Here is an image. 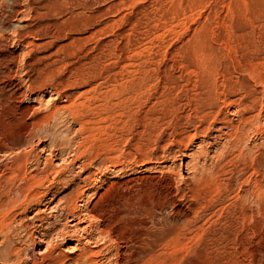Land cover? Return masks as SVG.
Masks as SVG:
<instances>
[{
  "label": "rangeland",
  "instance_id": "obj_1",
  "mask_svg": "<svg viewBox=\"0 0 264 264\" xmlns=\"http://www.w3.org/2000/svg\"><path fill=\"white\" fill-rule=\"evenodd\" d=\"M0 70L3 198L18 155L49 175L0 264L148 235L147 264H264V0H0Z\"/></svg>",
  "mask_w": 264,
  "mask_h": 264
},
{
  "label": "bare ground",
  "instance_id": "obj_2",
  "mask_svg": "<svg viewBox=\"0 0 264 264\" xmlns=\"http://www.w3.org/2000/svg\"><path fill=\"white\" fill-rule=\"evenodd\" d=\"M60 2V1H59ZM66 3V2H65ZM74 14V13H73ZM77 21H78V19H77ZM66 22V21H65ZM6 75V73L4 72V71H1L0 70V92H3V90H4V88H5V81L3 80ZM143 79V78H142ZM31 82V81H30ZM132 85V84H131ZM234 87V86H233ZM4 95H5V93H4ZM4 95H2V96H0V100L2 99V97L4 96ZM211 96V95H210ZM209 96V97H210ZM7 97V96H6ZM208 97V98H209ZM212 97V96H211ZM210 97V98H211ZM204 98V97H203ZM208 98L205 100L206 102H207V100H208ZM212 98H214V97H212ZM209 101H211L210 99H209ZM244 101V100H243ZM215 102H216V100H215ZM199 103V102H198ZM213 104V103H212ZM73 105V104H72ZM163 105V104H162ZM165 105V104H164ZM169 105V104H168ZM209 105V104H208ZM214 105V104H213ZM166 106V105H165ZM67 107H69V106H67ZM79 107V106H78ZM203 107V106H202ZM76 108V107H75ZM81 108V107H80ZM210 108V107H209ZM77 109V108H76ZM202 109V108H201ZM215 109V108H214ZM59 110V109H58ZM149 110H151V109H149ZM80 111V110H79ZM202 111V110H201ZM204 111V110H203ZM202 111V112H203ZM210 111V110H209ZM77 112V111H76ZM157 112V111H156ZM179 112V111H178ZM216 112V111H215ZM54 113V112H53ZM210 113H211V111H210ZM55 114V113H54ZM208 114V113H207ZM212 114V113H211ZM214 114V113H213ZM259 115H257V117H258ZM244 117V116H243ZM253 117V116H252ZM254 117H256V115L254 116ZM201 118V117H200ZM221 118V117H220ZM254 118H252V120H253ZM144 120V119H143ZM242 120V119H241ZM256 120V119H255ZM255 120H253V121H255ZM221 121V120H220ZM225 121V120H224ZM243 121V120H242ZM256 122H258V119H257V121ZM36 123V122H35ZM154 123V122H153ZM248 123V128H249V126H251V125H249L250 124V122H247ZM247 123H245V125L243 124V126H246V124ZM254 123V122H253ZM252 124V123H251ZM41 125V124H40ZM35 126V125H34ZM241 126V125H240ZM254 126H256V125H254ZM235 127V126H234ZM252 127V126H251ZM261 127V126H260ZM40 128V127H39ZM240 128V127H239ZM243 128V127H242ZM242 128L240 129V131H238L239 133L241 132L242 133ZM247 128V129H248ZM35 129H36V127H35ZM34 129V131H36V130H38V128L35 130ZM249 130V129H248ZM247 130V131H248ZM262 130V129H261ZM180 131V130H179ZM183 131V130H182ZM253 131V130H252ZM258 131V130H257ZM245 132H246V128H245ZM244 132V133H245ZM36 133V132H35ZM240 133V134H241ZM258 133V132H257ZM33 134H34V132H33ZM238 134V133H237ZM240 134H238V135H240ZM247 134V133H246ZM184 135V134H183ZM233 135H234V133H233ZM245 135V134H244ZM236 136V135H235ZM230 137V136H229ZM239 137V136H238ZM246 136H244V138H245ZM182 138V137H181ZM218 138V137H217ZM240 138H242L243 139V136H242V134H241V136H240ZM234 139H235V137H234ZM237 140H238V138H236ZM242 139H241V141H242ZM246 139V138H245ZM245 139H243V141L245 140ZM185 140V139H184ZM178 141V140H177ZM239 141V140H238ZM183 142V141H182ZM186 142V141H185ZM235 143V142H234ZM239 144H240V142H238ZM146 145V144H145ZM170 145V144H169ZM237 145V144H236ZM235 145V146H236ZM245 145V144H244ZM163 146V145H162ZM231 146V145H230ZM240 146V145H239ZM229 147V146H228ZM238 147V146H237ZM142 152V151H141ZM241 153H242V151H241ZM49 154V153H48ZM165 154V153H164ZM154 155V154H153ZM28 157V156H27ZM29 158V157H28ZM152 161V160H151ZM254 162V161H253ZM255 162H257V161H255ZM28 162H27V158L26 157H24V156H20V155H18L16 158H15V161H14V167L12 168V171H11V175H10V179L11 180H16V179H20L24 184L22 185V186H19L18 187V190H17V192H16V195L14 196V198L15 199H18V200H20V202L19 201H14V200H7V199H5V198H3V191H2V188H3V184H2V181H3V179L1 178V176H0V234H2V235H4V237L6 238L5 240H8V242H9V240L11 239V230L13 231V229H11V227H12V223H13V219H12V216H10V214L12 213V210L13 209H16V208H19V207H21V206H24L25 207V209H27V205H29L30 204V206H31V204H37L38 202H40V198H41V196H44L47 192L46 191H42L41 190V186L45 183V181L49 178L48 176V174H47V172H48V170H47V167H45L46 169L45 170H40L39 171V174L37 173V171H35L34 173L32 172H27V164ZM50 163V162H49ZM151 163V162H150ZM27 164V165H26ZM47 164V163H46ZM51 164V163H50ZM49 166H51V165H49ZM52 166H53V163H52ZM36 168V167H35ZM50 168H52V167H50ZM150 168V167H149ZM51 170V169H50ZM49 170V171H50ZM32 171V170H31ZM61 171V170H60ZM57 173H60L59 171H57ZM64 173V172H63ZM2 174H3V172H2ZM3 176H4V174H3ZM203 177V176H202ZM1 179H2V181H1ZM257 186V185H256ZM135 187V186H134ZM259 187V186H258ZM260 188V187H259ZM132 189V188H131ZM256 189V188H255ZM258 189V188H257ZM256 189V190H257ZM138 190V189H137ZM258 191H259V189H258ZM140 192V191H139ZM133 194V193H132ZM136 194V193H135ZM138 194V193H137ZM147 194V193H146ZM264 194V193H263ZM153 197V196H152ZM134 198V197H133ZM42 199V198H41ZM72 199V198H71ZM71 199H70V201H71ZM144 199H146V198H144ZM261 199V198H260ZM147 200V199H146ZM42 201V200H41ZM72 201H73V199H72ZM77 201V200H76ZM142 201H144V200H142ZM148 201V200H147ZM161 201V200H160ZM97 202V201H96ZM145 202V201H144ZM41 203V202H40ZM117 203V202H116ZM132 203V202H131ZM61 204V203H60ZM70 204V203H69ZM72 204V203H71ZM58 205V204H57ZM128 205V204H127ZM140 205H141V202H140ZM148 205V204H147ZM146 205V206H147ZM251 205V204H250ZM262 205V204H261ZM62 206V205H61ZM76 206V205H75ZM112 206V205H111ZM131 206V205H130ZM57 207V206H56ZM144 207V206H143ZM149 207V206H148ZM155 207V206H154ZM257 207V206H256ZM61 208V207H60ZM75 208H77V207H75ZM127 208V207H126ZM145 208V207H144ZM62 209V208H61ZM70 209H74V208H72V207H70ZM69 209V210H70ZM77 209H79V208H77ZM137 209V208H136ZM141 209H142V206H141ZM140 209V210H141ZM152 209V208H151ZM151 209H150V211H151ZM58 210V209H57ZM56 210V211H57ZM65 210H67V209H65ZM143 210V209H142ZM141 210V211H142ZM144 210H146V209H144ZM152 210H154V208L152 209ZM74 211L75 210H72V212L74 213ZM135 211V210H134ZM138 211V210H137ZM150 211H148V212H150ZM28 212V211H27ZM68 212V211H67ZM76 212V211H75ZM125 212V211H124ZM127 212H128V210H127ZM247 212V211H246ZM64 213H65V211H64ZM70 213V212H69ZM69 213H67V214H69ZM145 213H147V212H145ZM244 213V212H243ZM72 214V213H71ZM124 214H126V212L124 213ZM62 215V214H61ZM73 215V214H72ZM75 215V214H74ZM79 215V214H78ZM136 215H137V213H136ZM149 215H151V214H149ZM114 216V215H113ZM130 216V215H129ZM137 216H140V215H137ZM76 217H78V216H76ZM127 217H128V215H127ZM143 217H145V216H143ZM74 218V217H73ZM114 218H116V217H114ZM123 218V217H122ZM155 218V217H154ZM245 218V217H244ZM139 219V218H138ZM142 219V218H141ZM68 220V219H67ZM71 220H73V219H71ZM75 220V219H74ZM117 220H118V218H117ZM137 220V219H136ZM253 220V219H252ZM112 221V220H111ZM67 222H69V221H67ZM110 222V221H109ZM158 222V221H157ZM242 222V221H241ZM73 223V222H72ZM75 223V222H74ZM77 223H79V222H77ZM120 223V222H119ZM126 223V222H125ZM132 223V222H131ZM113 224V223H112ZM127 224V223H126ZM132 224H135V223H132ZM144 224H145V222H144ZM79 224H77V226H78ZM130 225V224H129ZM137 224H135V225H132V226H136ZM175 225V224H174ZM73 226V225H72ZM140 226V225H139ZM146 226V225H145ZM144 226V228H146ZM157 226V225H156ZM170 226V225H169ZM176 226V225H175ZM179 226V225H178ZM177 226V227H178ZM113 227V225L111 226V228ZM143 227V226H142ZM158 227H160V226H158ZM162 227V226H161ZM161 227L159 228V230H160V233H161ZM167 227V226H166ZM238 227V226H237ZM68 228V227H67ZM67 228L65 227V229L67 230ZM133 228V227H132ZM131 228V229H132ZM151 228V227H150ZM169 228V227H168ZM178 228H180V227H178ZM254 228H255V226H254ZM64 229V230H65ZM147 229V228H146ZM152 229V228H151ZM128 230V229H127ZM142 230V229H141ZM140 230V231H141ZM145 230V229H144ZM148 230V229H147ZM158 230V231H159ZM162 230H164V228L162 229ZM176 230H177V228H176ZM252 230V229H251ZM257 229H255V231H256ZM62 231V230H61ZM85 231H88V230H85ZM122 231V230H121ZM136 231V230H135ZM152 231V230H151ZM150 231V229H149V233L151 232ZM175 231V230H174ZM254 231V230H253ZM67 232V231H66ZM148 232V231H147ZM154 232V231H153ZM152 232V233H153ZM164 232V231H163ZM177 232V231H176ZM61 233V232H60ZM62 233H65V231H63ZM61 233V234H62ZM104 233V232H103ZM111 232H109V233H106V235L107 234H110ZM112 233H113V230H112ZM140 233V232H139ZM148 233V234H149ZM166 233H168V231H166ZM135 234V233H134ZM141 234V233H140ZM139 234V235H140ZM148 234H146V235H148ZM159 234V233H158ZM176 234V233H175ZM78 235V238H77V240H78V242H80V239L82 238L81 237V234H80V238H79V234H77ZM76 235V236H77ZM86 235H87V233H86ZM93 235V234H92ZM102 235V234H101ZM111 235H113V234H111ZM110 235V236H111ZM123 235V234H122ZM125 235H126V233H125ZM137 235V234H136ZM143 235H144V233H143ZM155 236H156V234H154ZM169 235V234H168ZM171 235V234H170ZM61 236V235H60ZM62 236H64V235H62ZM69 236H71V235H69ZM73 236V235H72ZM74 236H75V234H74ZM84 236V235H83ZM95 236V235H94ZM93 236V237H94ZM109 236V235H108ZM116 236H119V234L118 235H116ZM131 236H133L132 234H131ZM131 236H129V237H131ZM149 236V235H148ZM148 236H146V237H148ZM159 236V235H158ZM174 236V233H173V235H171V237H173ZM64 237H66V235L64 236ZM90 237H92V236H90ZM104 236L102 235V238H103ZM106 237V236H105ZM114 237V236H113ZM113 237L112 238H110L111 240L113 239ZM120 237V236H119ZM118 237V238H119ZM122 237V236H121ZM127 237H128V235H127ZM126 236H125V239L127 238ZM135 237V236H134ZM145 237V238H146ZM171 237H168V238H171ZM175 237V236H174ZM177 237H178V234H177ZM180 237V236H179ZM178 237V238H179ZM72 238V237H71ZM86 238V237H85ZM88 238V237H87ZM86 238V239H87ZM100 238V237H99ZM115 238V237H114ZM140 238H142V237H140ZM139 237H138V239L136 238V240H138L137 242L139 243V244H141V246L140 247H138V248H136L138 245H136V247L134 246V248H130V247H128V249H127V251H126V260H125V263L124 264H147L148 263V261H147V258L145 257L146 255V253H152L153 254V251H156L157 250V248H155L156 250H150L151 249V245H150V247H149V245L147 244V242H148V240L147 241H145L146 239L144 238H142L141 240H139L140 239ZM176 238V237H175ZM177 238V239H178ZM229 238V237H228ZM82 239H84V238H82ZM91 240H93L92 238H90ZM97 239V238H96ZM96 239H94L93 241H95ZM108 239V238H107ZM149 239V238H148ZM161 239H163V236H162V238H161V236H159V238H158V241L159 242H161ZM167 239V238H166ZM172 239V238H171ZM171 239H170V241H171ZM246 239V238H245ZM42 240H44V238L42 239ZM41 240V241H42ZM97 240H99V239H97ZM101 240H103V239H101ZM114 240H119V239H117V238H115ZM114 240H113V242H114ZM122 240V239H121ZM124 240V239H123ZM132 239H130L129 238V241H131ZM135 240V241H136ZM150 241H152V240H154L155 241V239L154 238H152V239H149ZM176 239H174V241H175ZM86 241H90V240H86ZM105 241V240H104ZM108 241V240H107ZM125 241V240H124ZM135 241H133V243H135ZM163 241V240H162ZM173 241V240H172ZM171 241V242H172ZM173 241V242H174ZM177 241V240H176ZM175 241V242H176ZM95 242H97V241H95ZM110 242V241H109ZM116 242V241H115ZM121 242V241H120ZM120 242H118V243H120ZM168 241H164V243H163V245H165V246H167L166 245V243H167ZM172 242V243H173ZM180 241H178L177 243H179ZM88 243V242H87ZM91 243V242H90ZM110 243H112V242H110ZM132 243V244H133ZM148 243H150V242H148ZM153 243V242H152ZM52 244V243H51ZM78 244V243H77ZM76 244V245H77ZM96 243H94V245H95ZM113 244V243H112ZM131 244V243H130ZM136 244V243H135ZM135 244H133V245H135ZM154 244H155V242H154ZM169 244V243H168ZM175 244V243H174ZM91 245V244H90ZM94 245H93V247H94ZM107 245V244H106ZM121 245V244H120ZM132 245V246H133ZM85 246V245H84ZM96 246V245H95ZM119 246V245H118ZM124 246V245H123ZM126 246V245H125ZM124 246V247H125ZM152 246H153V244H152ZM157 246V245H156ZM168 246H170V244L168 245ZM1 247V246H0ZM7 247H9L8 249H7ZM76 247H78V246H76ZM97 247V246H96ZM104 247V246H103ZM106 247V246H105ZM111 247V246H110ZM122 247V246H121ZM121 247H119V248H121ZM172 247V246H171ZM174 247H176V246H174ZM2 248V247H1ZM15 248V247H14ZM14 248H13V244L12 243H8V246H6V248H4V252H9L8 253V255H13V251H14ZM58 248V247H57ZM108 248V247H107ZM106 248V249H107ZM112 248V247H111ZM114 248V247H113ZM118 248V249H119ZM164 248V247H163ZM17 249V248H16ZM121 249H123V248H121ZM166 249V248H165ZM53 250H54V247L52 246V245H49L48 244V246L46 247V249L43 251L44 253V256H43V262H41V263H39V264H80V262H81V264H98L99 263V261H101V260H99L96 256H98L99 255V253H100V251H98V250H95L94 248H91V246H89V248H88V246L87 247H81V250L79 251L80 253H76L77 255H72L71 257H70V255H67V254H64V253H60L59 255H52V253H53ZM108 250V249H107ZM116 250V249H115ZM177 250V249H176ZM17 251V250H16ZM76 251V250H75ZM78 251V250H77ZM106 251V250H105ZM104 251V252H105ZM109 251H110V248H109ZM163 251V250H162ZM162 251L160 252L159 251V254L160 253H162ZM70 252H74V251H72V250H70ZM122 253H124V250L123 251H121ZM158 252V251H157ZM164 252V251H163ZM166 252V251H165ZM173 252V251H172ZM176 251H174V253H175ZM178 252V251H177ZM113 253V252H112ZM116 253H117V251H116ZM119 253V252H118ZM16 254V253H15ZM106 254V253H105ZM110 254V253H109ZM162 254H164V253H162ZM0 256H2V253L0 252ZM15 256V255H14ZM106 256V255H105ZM104 256V257H105ZM119 256V255H118ZM4 257V256H3ZM19 257V256H18ZM17 257V259L19 260V258ZM97 258L98 260H96V261H98V263H96V261H94L95 259L94 258ZM107 257V256H106ZM111 257V256H110ZM119 258V257H118ZM120 258H121V256H120ZM7 259V258H6ZM13 259V258H12ZM48 260L47 262L45 261V260ZM107 259V258H106ZM111 259V258H110ZM124 259V258H123ZM169 259V258H168ZM0 260H1V257H0ZM153 260V259H152ZM157 260V259H156ZM44 261L46 262V263H44ZM120 261V260H119ZM164 261H167V260H164ZM34 263L33 264H36V262L35 261H33ZM102 262H104V261H102ZM38 263V262H37ZM101 263V262H100ZM105 263V262H104ZM109 263V262H108ZM116 263V262H115ZM121 263V262H120ZM123 263V262H122ZM121 263V264H122ZM167 263V262H166ZM177 263V262H176ZM19 264V263H18ZM106 264H107V261H106ZM110 264V263H109ZM161 264V263H160Z\"/></svg>",
  "mask_w": 264,
  "mask_h": 264
}]
</instances>
